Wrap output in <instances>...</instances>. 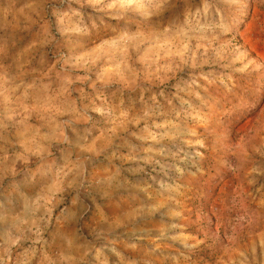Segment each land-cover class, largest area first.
<instances>
[{"label":"rangeland","instance_id":"374dc122","mask_svg":"<svg viewBox=\"0 0 264 264\" xmlns=\"http://www.w3.org/2000/svg\"><path fill=\"white\" fill-rule=\"evenodd\" d=\"M0 264H264V0H0Z\"/></svg>","mask_w":264,"mask_h":264}]
</instances>
